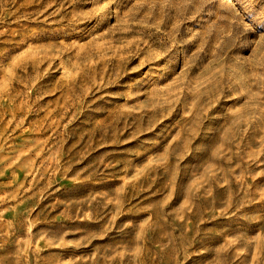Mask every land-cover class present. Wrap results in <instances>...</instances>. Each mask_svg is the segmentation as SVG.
I'll return each instance as SVG.
<instances>
[{"label":"rangeland","instance_id":"obj_1","mask_svg":"<svg viewBox=\"0 0 264 264\" xmlns=\"http://www.w3.org/2000/svg\"><path fill=\"white\" fill-rule=\"evenodd\" d=\"M0 264H264V0H0Z\"/></svg>","mask_w":264,"mask_h":264}]
</instances>
